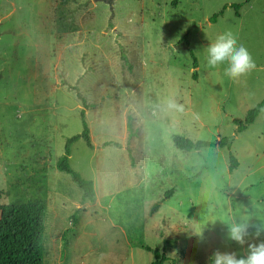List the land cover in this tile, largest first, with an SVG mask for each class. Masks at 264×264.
I'll return each instance as SVG.
<instances>
[{
    "label": "rangeland",
    "instance_id": "obj_1",
    "mask_svg": "<svg viewBox=\"0 0 264 264\" xmlns=\"http://www.w3.org/2000/svg\"><path fill=\"white\" fill-rule=\"evenodd\" d=\"M173 1L0 0V264H210L264 227V111L235 123L264 98V0ZM224 31L256 64L237 81L206 66Z\"/></svg>",
    "mask_w": 264,
    "mask_h": 264
},
{
    "label": "clouds",
    "instance_id": "obj_2",
    "mask_svg": "<svg viewBox=\"0 0 264 264\" xmlns=\"http://www.w3.org/2000/svg\"><path fill=\"white\" fill-rule=\"evenodd\" d=\"M205 51L207 68H223L224 76L233 81L249 75L256 68L251 53L243 44L238 43V38L231 31L218 34L208 43ZM169 107L182 110V106L175 102H169ZM227 229V240L241 248L247 245L245 255L238 258L236 252L217 249L209 257L210 264H264V240L259 239L264 234V227L233 223ZM196 236L200 242L203 241L202 234L197 233Z\"/></svg>",
    "mask_w": 264,
    "mask_h": 264
},
{
    "label": "trees",
    "instance_id": "obj_3",
    "mask_svg": "<svg viewBox=\"0 0 264 264\" xmlns=\"http://www.w3.org/2000/svg\"><path fill=\"white\" fill-rule=\"evenodd\" d=\"M173 6L177 5V0H174L172 2ZM234 9H236V11L239 9V6H233ZM222 15V11L216 16H213L211 18V21L213 23L216 22V19L218 16ZM236 15L238 16V12H236ZM182 41L186 42V47H188V42H187V37L185 36ZM190 56L193 59V68L196 69L197 67V61L195 59V57L193 56V54L190 52ZM192 77L194 80H196V71L193 72ZM264 111V98L263 100L257 105L255 106L253 109L249 110L246 114V117L244 119V122H235L237 125V131L238 132H242L246 129V127L248 125H251L255 122L256 118L259 116L260 113H262ZM173 144L177 149L180 150H185V151H191V150H195V151H199L201 149H212L215 147H219V148H223L228 146V143L226 141H219L217 143H208V142H192L188 139H184L182 137L179 136H174L172 138ZM237 167V161L233 156H229V171L232 172L235 168Z\"/></svg>",
    "mask_w": 264,
    "mask_h": 264
},
{
    "label": "crops",
    "instance_id": "obj_4",
    "mask_svg": "<svg viewBox=\"0 0 264 264\" xmlns=\"http://www.w3.org/2000/svg\"><path fill=\"white\" fill-rule=\"evenodd\" d=\"M162 205V201L161 199H157L156 201H154L152 204H151V212H155L157 211L158 207H160Z\"/></svg>",
    "mask_w": 264,
    "mask_h": 264
},
{
    "label": "water",
    "instance_id": "obj_5",
    "mask_svg": "<svg viewBox=\"0 0 264 264\" xmlns=\"http://www.w3.org/2000/svg\"><path fill=\"white\" fill-rule=\"evenodd\" d=\"M94 1L95 2L99 1V2L105 3L111 9L112 3H113L114 0H94Z\"/></svg>",
    "mask_w": 264,
    "mask_h": 264
}]
</instances>
